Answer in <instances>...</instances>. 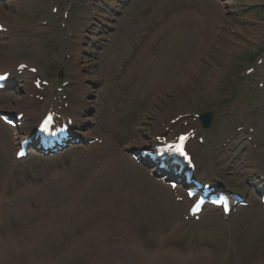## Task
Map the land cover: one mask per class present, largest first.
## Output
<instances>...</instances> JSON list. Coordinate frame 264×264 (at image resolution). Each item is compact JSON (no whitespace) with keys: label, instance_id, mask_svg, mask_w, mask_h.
Masks as SVG:
<instances>
[{"label":"rangeland","instance_id":"obj_1","mask_svg":"<svg viewBox=\"0 0 264 264\" xmlns=\"http://www.w3.org/2000/svg\"><path fill=\"white\" fill-rule=\"evenodd\" d=\"M0 23V63L37 69L12 73L0 111L16 112L3 105L21 80L61 106L80 85L88 103L72 110L86 119L73 141L44 156L15 159V128L0 120V264H264V0H0ZM37 78L48 86L35 89ZM205 111L207 129L194 116ZM190 127L198 176L243 198L228 215L189 217L131 144ZM111 155V174L143 186L104 213L92 205L117 191L90 176ZM58 179L71 182L50 194ZM73 204L81 216L68 219Z\"/></svg>","mask_w":264,"mask_h":264},{"label":"bare ground","instance_id":"obj_2","mask_svg":"<svg viewBox=\"0 0 264 264\" xmlns=\"http://www.w3.org/2000/svg\"><path fill=\"white\" fill-rule=\"evenodd\" d=\"M0 68L1 70H3V72H11V66L10 65H4L3 63H0ZM2 73V72H1ZM21 83V84H18ZM16 88L18 89V92H16V94L14 95H9V98L12 99L14 101L13 103H6L5 105H3V108H5L6 110L12 109H18V108H22V109H26V110H33L35 111V115L34 117L37 118L38 115V110L39 108H41L42 106L44 107L45 104L44 103H38V101L34 100V99H30L28 98V94H30L33 90L30 88V86L28 85L27 82H25L24 80H21V82L17 81L16 84ZM23 90V95L19 96V94L21 93L20 91ZM83 87H81L80 85L78 87H76L74 95L72 97L71 100V107L72 109L77 108V109H83L85 107H87L88 103L85 101L84 97L86 95V91H83ZM76 116V126L78 129L81 128V126L84 124V122L86 121L85 118H83L84 116H81L79 113L75 114ZM34 121L30 122L28 120L24 121L22 123V125L18 128L19 132L24 135L26 134L31 127V124H33ZM76 128V129H77ZM8 128H5V130H7ZM21 135V136H22ZM154 136V135H153ZM22 138V137H21ZM152 140H154L153 137H151ZM151 138L149 140H140V139H136L134 140L131 144L135 145L136 147H141L142 145H147L149 143H152ZM87 159V155H85V157ZM83 158V159H84ZM92 165V164H91ZM120 164L118 163V160L116 158V155H111L109 156V158L105 161H101V163L99 164L98 167H101V175L100 178L98 179H104L107 176V180L110 182V185L113 186L114 191H117L115 193V195L110 198V194L108 196L104 195L101 196L100 198H97V201L94 205H92V209H102V212H106L107 210H111L113 208V206L115 204H120L122 206L123 203L120 201L123 198L120 197H130L131 194L137 190L138 188L140 189V187H142V183L139 182L138 180H130V178L127 176V174L124 171H117L113 174H111V172L113 171V167H117V170L121 169V166H119ZM96 166V165H95ZM93 166L92 167V171L96 172L97 169H95ZM224 174V173H223ZM224 176V175H223ZM215 180V179H214ZM219 181V179H216ZM62 181H65L63 179H58V183L59 184L61 182V185H59L56 189H53V192H50V194H55L57 190L59 189H66V186H68L71 182V180L67 181V184L62 183ZM153 182V180H151ZM154 184H156V182H153ZM2 200L0 199V216L4 213L3 210V205H2ZM68 213L65 214L66 218H71V216L77 217V216H81V211H79V207L77 205H71V207H69L68 209ZM74 212V214H73ZM17 213L18 214H25V208H18L17 209ZM51 213L50 215H47L48 218H53L55 213L49 212ZM47 213V214H49ZM57 219L56 217L52 220H48L46 221L44 226H48L51 228H54L56 225ZM43 226V225H41ZM44 231L46 232V234H53L55 235L56 232H50L48 231L45 227H43ZM96 235L99 233H95ZM136 258H138V254H134ZM131 257H133V254L131 255ZM134 258V257H133ZM163 261V260H162ZM165 261V260H164ZM161 263V261H160Z\"/></svg>","mask_w":264,"mask_h":264},{"label":"snow or ice","instance_id":"obj_3","mask_svg":"<svg viewBox=\"0 0 264 264\" xmlns=\"http://www.w3.org/2000/svg\"><path fill=\"white\" fill-rule=\"evenodd\" d=\"M185 139H186V137H184V136L179 137L180 142H183ZM176 151H178L181 155H184L182 143L177 144ZM195 211H196V208H193V212H195Z\"/></svg>","mask_w":264,"mask_h":264},{"label":"water","instance_id":"obj_4","mask_svg":"<svg viewBox=\"0 0 264 264\" xmlns=\"http://www.w3.org/2000/svg\"><path fill=\"white\" fill-rule=\"evenodd\" d=\"M202 121H203L204 126H207L209 123V115H203Z\"/></svg>","mask_w":264,"mask_h":264}]
</instances>
